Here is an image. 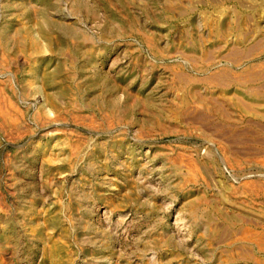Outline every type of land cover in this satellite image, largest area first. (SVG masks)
I'll list each match as a JSON object with an SVG mask.
<instances>
[{
	"label": "rangeland",
	"instance_id": "1",
	"mask_svg": "<svg viewBox=\"0 0 264 264\" xmlns=\"http://www.w3.org/2000/svg\"><path fill=\"white\" fill-rule=\"evenodd\" d=\"M0 264H264V0H0Z\"/></svg>",
	"mask_w": 264,
	"mask_h": 264
}]
</instances>
